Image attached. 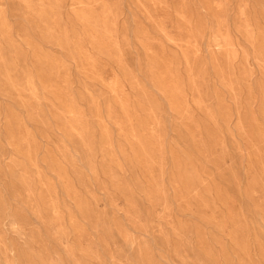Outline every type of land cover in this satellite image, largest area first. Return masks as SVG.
<instances>
[{"label": "rangeland", "instance_id": "obj_1", "mask_svg": "<svg viewBox=\"0 0 264 264\" xmlns=\"http://www.w3.org/2000/svg\"><path fill=\"white\" fill-rule=\"evenodd\" d=\"M0 264H264V0H0Z\"/></svg>", "mask_w": 264, "mask_h": 264}]
</instances>
